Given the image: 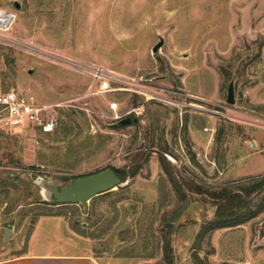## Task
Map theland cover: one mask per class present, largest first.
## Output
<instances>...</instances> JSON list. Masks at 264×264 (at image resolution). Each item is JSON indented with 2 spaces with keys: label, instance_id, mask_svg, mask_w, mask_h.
<instances>
[{
  "label": "rangeland",
  "instance_id": "374dc122",
  "mask_svg": "<svg viewBox=\"0 0 264 264\" xmlns=\"http://www.w3.org/2000/svg\"><path fill=\"white\" fill-rule=\"evenodd\" d=\"M0 6L17 15L0 82L50 105L57 120L50 132L34 124L0 128V170L11 178L0 185V248L26 249L37 228L34 245L65 242L64 250L88 253L99 264H166L169 223L173 264H195V251L210 264H264V211L214 230L196 250L215 207L203 194L185 191L181 198L159 160L163 153L178 179L202 186L236 180L243 146L264 125V0H0ZM232 79L234 103L227 101ZM126 117L130 123L116 124ZM138 153L148 156L138 174L124 189L91 199L86 211L81 203L37 201L31 175L62 186L129 166Z\"/></svg>",
  "mask_w": 264,
  "mask_h": 264
},
{
  "label": "trees",
  "instance_id": "16d2710c",
  "mask_svg": "<svg viewBox=\"0 0 264 264\" xmlns=\"http://www.w3.org/2000/svg\"><path fill=\"white\" fill-rule=\"evenodd\" d=\"M159 157L163 169L169 176L174 189L181 198H184L188 191L203 194L209 198L215 207L214 217L202 224L197 235L196 250L201 247V242H203L204 239L214 230L234 227L246 223L264 211V174L239 178L218 187L202 186L200 183L192 179H178L171 171L170 163L165 155L161 153ZM147 159L148 156L146 157L143 153H138L133 158L131 165L124 168H111L117 173L123 183L129 177L138 174ZM10 179L11 178H9L8 174H5V171L0 170L1 186L7 185L10 182ZM124 188L125 186H120L119 189ZM111 192L112 191H109L98 196H106ZM261 194V198L254 201V197ZM1 202L2 201H0V203ZM167 226L169 229L163 236L162 245L164 261L166 264H173L174 253L171 239L172 226H170L169 223ZM262 233L264 234V228L262 229ZM193 256L195 264H210L207 260L202 259L196 251L193 253Z\"/></svg>",
  "mask_w": 264,
  "mask_h": 264
},
{
  "label": "crops",
  "instance_id": "0c3cea01",
  "mask_svg": "<svg viewBox=\"0 0 264 264\" xmlns=\"http://www.w3.org/2000/svg\"><path fill=\"white\" fill-rule=\"evenodd\" d=\"M242 151L238 165L232 172L235 179L264 174V125L254 129L252 139L243 146ZM35 231L26 249L13 251L10 248H0V264H99L88 253L64 250L65 242L44 247L34 245L32 238ZM13 237L11 233V239Z\"/></svg>",
  "mask_w": 264,
  "mask_h": 264
},
{
  "label": "water",
  "instance_id": "95a60500",
  "mask_svg": "<svg viewBox=\"0 0 264 264\" xmlns=\"http://www.w3.org/2000/svg\"><path fill=\"white\" fill-rule=\"evenodd\" d=\"M163 39L157 42L152 50L157 52ZM227 101H235V82L232 79L228 86ZM131 118L120 119L116 124L130 123ZM31 181L37 187L39 200L50 204H79L81 203L86 211L91 199L94 197L115 190L122 185V181L117 173L106 167L92 173L79 175L62 186H57L54 181L44 175H31ZM10 227L4 228V244L9 239Z\"/></svg>",
  "mask_w": 264,
  "mask_h": 264
},
{
  "label": "built area",
  "instance_id": "2783aa9c",
  "mask_svg": "<svg viewBox=\"0 0 264 264\" xmlns=\"http://www.w3.org/2000/svg\"><path fill=\"white\" fill-rule=\"evenodd\" d=\"M16 19L14 10L0 6V58L3 49L11 44L10 32ZM51 108L28 92L5 89L0 82V128L20 129L34 124L50 132L57 125L55 116L49 111Z\"/></svg>",
  "mask_w": 264,
  "mask_h": 264
},
{
  "label": "bare ground",
  "instance_id": "6f19581e",
  "mask_svg": "<svg viewBox=\"0 0 264 264\" xmlns=\"http://www.w3.org/2000/svg\"><path fill=\"white\" fill-rule=\"evenodd\" d=\"M105 86H106V85H105ZM105 86H104V87H105Z\"/></svg>",
  "mask_w": 264,
  "mask_h": 264
}]
</instances>
